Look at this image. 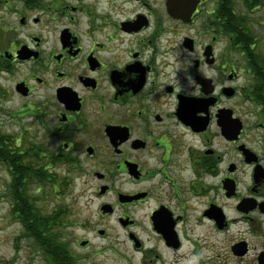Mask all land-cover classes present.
Wrapping results in <instances>:
<instances>
[{
	"label": "flooded vegetation",
	"instance_id": "1",
	"mask_svg": "<svg viewBox=\"0 0 264 264\" xmlns=\"http://www.w3.org/2000/svg\"><path fill=\"white\" fill-rule=\"evenodd\" d=\"M1 8L0 246L25 264H264V0ZM74 183L95 208L59 249L47 204Z\"/></svg>",
	"mask_w": 264,
	"mask_h": 264
},
{
	"label": "rangeland",
	"instance_id": "2",
	"mask_svg": "<svg viewBox=\"0 0 264 264\" xmlns=\"http://www.w3.org/2000/svg\"><path fill=\"white\" fill-rule=\"evenodd\" d=\"M14 5H18V3H15ZM6 10L1 8L0 9V19L3 15H5ZM256 20V17L254 18ZM256 23V22H254ZM254 27L255 30H257L256 25L255 26H251ZM238 50H242L239 46L236 47ZM257 96V95H255ZM15 102H17L16 100H14ZM256 103H258L256 100H252ZM261 105V104H259ZM58 176L60 179V176H62V172L60 170H58ZM82 191H83V187L80 185V183H74L73 187H67L66 188V193L62 196H60L57 199H53L51 203H48V207H57L58 209L62 208L63 210L66 208L68 209V215L66 217L67 219V223L70 226L73 227H78L79 224L83 223V219L87 216V213L91 212L93 213V209L95 208L94 205H87V208H85V199L82 196ZM77 211V212H76ZM75 225V226H74ZM66 236L67 239L70 238H74L73 240H75L76 238H80L82 235V232L78 229V231H68V232H63ZM1 237V235H0ZM11 244V242L9 243ZM105 243H103L104 245ZM102 245V246H103ZM122 250V253L127 251L126 248L123 247H119ZM25 252H27V250L25 249ZM25 252H21L20 254H18L16 257L17 258L16 262H14V264H25L26 260L24 258V255H27V253ZM129 256H132V254L128 251L126 253ZM13 258L15 257L14 251L11 248V245L6 246V245H1L0 246V259L1 257L5 258ZM15 257V258H16ZM101 264H125V262L123 260H120V258H107V259H101L100 260Z\"/></svg>",
	"mask_w": 264,
	"mask_h": 264
},
{
	"label": "trees",
	"instance_id": "3",
	"mask_svg": "<svg viewBox=\"0 0 264 264\" xmlns=\"http://www.w3.org/2000/svg\"><path fill=\"white\" fill-rule=\"evenodd\" d=\"M236 37V36H235ZM238 45H240V42L237 41V38H235V47H237ZM256 75L258 77V80H263V83L262 84H259L256 86V89H255V95L257 96H254V99L258 102V103H263L264 101V93H263V90L261 89L262 86H264V72H263V69H260L258 70V72H256ZM56 217H57V222H58V234L56 235L55 237V245L60 249V247H63V246H66V239L65 238V234L63 233V229L61 227L62 224L65 223V219H66V214L65 212L63 211L62 208L58 209L57 212H56ZM39 240L43 241L45 240L46 238L44 236H40L38 237ZM52 238L49 237V235L47 236V244H50V240ZM57 250V254L58 256L62 254V250ZM63 262L65 260H58V262Z\"/></svg>",
	"mask_w": 264,
	"mask_h": 264
},
{
	"label": "water",
	"instance_id": "4",
	"mask_svg": "<svg viewBox=\"0 0 264 264\" xmlns=\"http://www.w3.org/2000/svg\"><path fill=\"white\" fill-rule=\"evenodd\" d=\"M175 7H177V3H175V2H169V12H170L172 15H174V16H178L179 14L177 13ZM191 14H192V13H187V14H185V18H187V17L190 18ZM83 245H85V243H83Z\"/></svg>",
	"mask_w": 264,
	"mask_h": 264
}]
</instances>
